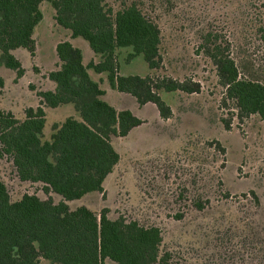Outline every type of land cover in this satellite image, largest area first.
Instances as JSON below:
<instances>
[{"label":"trees","instance_id":"1","mask_svg":"<svg viewBox=\"0 0 264 264\" xmlns=\"http://www.w3.org/2000/svg\"><path fill=\"white\" fill-rule=\"evenodd\" d=\"M42 1L0 0V67L13 70L17 77L23 74V67L13 51L23 48L34 53L33 34L42 19ZM48 1L57 25L68 30L70 38H83L98 60L84 64L81 49L68 39L60 40L55 45L58 66L47 74L53 89L39 91V103L26 107L21 119L0 108V159L10 162L20 182L40 184L45 194L41 198L23 193L12 199L0 178V264H39L41 260L49 264H105L106 260L115 264H183L163 248L162 232L156 225L122 215L110 218L107 207L99 212L85 205L71 208L68 202L103 192L105 178L119 161L111 139L125 137L143 123L130 109H117L104 100L105 91L89 69L106 73L109 85L132 96L139 106L154 104L162 119L170 118L172 111L161 91L194 93L200 91V85L151 74L118 73L123 48H128L126 62L141 55L149 70L161 64L160 28L137 1ZM251 20L248 40L264 44V17ZM246 45V41L237 45L239 51L231 54L228 42L206 29L201 32L199 50L215 68L223 89L220 104L231 102L240 119L256 115L264 122V62L253 57ZM3 85L0 76V88ZM65 104H71L78 116L53 124L49 138L43 139L45 108ZM220 121L229 128L230 118L220 117ZM205 144L225 153L219 140ZM201 170L191 175L195 195L191 193L188 199L198 210L209 203L207 192L195 185ZM249 193L258 208L257 194L252 189ZM52 194L60 199L55 202ZM178 197L182 198V193ZM249 223L246 233L253 238L252 249L260 254L257 264H264L261 229L254 219Z\"/></svg>","mask_w":264,"mask_h":264},{"label":"rangeland","instance_id":"2","mask_svg":"<svg viewBox=\"0 0 264 264\" xmlns=\"http://www.w3.org/2000/svg\"><path fill=\"white\" fill-rule=\"evenodd\" d=\"M133 1L160 28L161 64L149 70L141 55L126 62L128 48H123L119 51L118 73L191 80L200 85V91H161L160 96L172 111L170 118L162 119L154 104L139 106L132 96L112 89L104 74L101 79V88L106 92L104 100L125 106L143 123L125 137L111 139L119 161L105 178L103 192L89 193L68 204L71 208L85 205L96 212L107 207L110 218L122 215L156 225L162 232L163 248L172 252L174 261L183 264H257L256 257L260 254L256 248L252 249L253 238L246 229L254 219L264 241V122L256 115L240 119L231 102L226 106L220 104L223 89L199 44L201 32L210 29L228 42L231 54L239 51L237 45L246 41L252 56L264 62V44L248 40L251 19L259 21L264 17V0ZM40 9L42 19L33 34L34 53L31 55L23 48L13 51L23 74L17 77L13 70L0 67L4 80L0 108L19 119L26 107L39 103V91L51 88L47 74L58 66L55 55L58 41L69 39L83 52L87 50L86 63L97 59L89 54L92 51L83 38L72 39L68 30L57 25L48 0L41 2ZM89 72L96 77L92 69ZM45 111L43 139L49 138L53 124L61 123L67 116H78L71 104L46 107ZM220 117L230 118L228 129L223 127ZM213 139L224 146V154L205 144ZM198 169L202 172L195 176V185L209 196V203L201 210L188 200L195 195L190 179ZM0 178L12 199L23 193L45 197L40 184L20 182L5 159H0ZM250 189L259 198L258 208ZM179 192L182 198L178 197ZM52 197L55 202L60 199L57 194ZM177 213L181 218L174 217ZM39 264L49 263L41 260ZM105 264L115 263L106 260Z\"/></svg>","mask_w":264,"mask_h":264},{"label":"crops","instance_id":"3","mask_svg":"<svg viewBox=\"0 0 264 264\" xmlns=\"http://www.w3.org/2000/svg\"><path fill=\"white\" fill-rule=\"evenodd\" d=\"M73 39H76V38H73ZM69 40V39H68ZM71 41V40H70ZM72 42V41H71ZM73 43V42H72ZM81 49V48H80ZM82 51V50H81ZM88 53V51L86 50V52H83L82 51V54H83V63L84 64H86V62H85V54H87ZM89 54H92L93 56H96L93 52L91 53V52H89ZM97 57V56H96ZM57 58V57H56ZM96 60H98V57H97V59ZM96 60H94V61H96ZM90 70V69H89ZM89 70H88V72H89ZM94 72V71H93ZM95 74H96V77H94V76H92V73L91 72H89V74H90V76L94 79V80H96V81H99V84H100V87H101V79L106 75V73H104V72H102V73H96V72H94ZM105 74V75H104ZM51 83H52V86H51V88L50 89H53V87H54V83L52 82V81H50ZM111 87V86H110ZM112 88V87H111ZM113 89V88H112ZM119 92V91H118ZM121 94H127V93H123V92H121ZM129 95V94H128ZM106 96V92L104 93V95H103V99H104V97ZM121 96V95H120ZM121 99L122 98H125V99H128L127 97H120ZM129 100H133V99H129ZM109 103V102H108ZM111 105H113L114 107H116L117 109H122V108H126L125 106H117V105H115V104H113V103H111Z\"/></svg>","mask_w":264,"mask_h":264}]
</instances>
